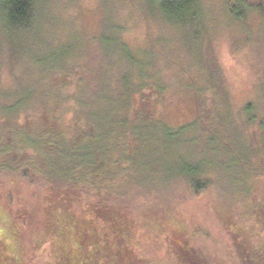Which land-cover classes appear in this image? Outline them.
Returning a JSON list of instances; mask_svg holds the SVG:
<instances>
[{
    "label": "rangeland",
    "instance_id": "obj_1",
    "mask_svg": "<svg viewBox=\"0 0 264 264\" xmlns=\"http://www.w3.org/2000/svg\"><path fill=\"white\" fill-rule=\"evenodd\" d=\"M252 3L253 10L239 22L226 0H203V24L194 28L201 38L195 39L184 36L189 30L183 34L152 14L144 0H46L36 39L54 45L74 34L89 39L88 55L92 54L84 61L86 67H94L101 63L102 53L93 39L102 22L116 20L131 48L151 50L155 57L153 72L165 90L159 94L148 88L147 106L177 128L190 124L195 104L203 118L199 134L195 126L187 128L175 148L167 147V137L160 146L151 132L141 133L134 143L115 146L111 180L101 182L114 190L112 202L130 210L135 225L123 248L126 261L116 258L114 264H264V248L262 258L257 249L264 245L258 215L264 190L258 179L259 122L264 120V0ZM30 42L15 54L1 42L0 85L14 86L16 79L21 86L36 85L44 95L51 81L35 78L42 69L27 66ZM34 48L42 50L41 44ZM101 65L112 74L107 59ZM199 87L205 95L200 105L192 100ZM248 104L253 105L254 123L248 122ZM214 131L218 135L213 141ZM185 164L204 165L200 177L210 183L193 191L187 179L178 176ZM31 197L41 202L38 196ZM245 245L254 248L252 253L245 252Z\"/></svg>",
    "mask_w": 264,
    "mask_h": 264
},
{
    "label": "trees",
    "instance_id": "obj_2",
    "mask_svg": "<svg viewBox=\"0 0 264 264\" xmlns=\"http://www.w3.org/2000/svg\"><path fill=\"white\" fill-rule=\"evenodd\" d=\"M45 3L0 0V44H8L15 54V49L20 53L31 41L27 66L42 69L35 78L51 81L44 95L36 85L21 86L16 79L14 86L0 85V264L126 261L123 248L135 221L130 210L111 201L114 190L101 182L111 180L115 146L122 141L134 143L141 133L151 132L160 146L167 137V147L175 148L187 128L195 126L199 134L203 118L195 104L190 108L195 112L193 120L177 128L147 106L148 88L159 94L165 90L153 72L155 57L151 50L131 48L123 25L116 20L102 22L101 32L93 39L102 53L101 63L94 67H86L89 64L84 61L92 54L88 55L89 39L83 41L74 34L59 45L36 39ZM226 4L239 22L254 8L252 0H226ZM144 5L183 34L189 30L184 36L201 38L194 28L203 24V0H144ZM26 32L29 38H20ZM38 44L40 51L34 48ZM103 59L108 60L112 74L105 72ZM98 68L102 73L97 75ZM202 91L199 87L192 98L199 105L205 100ZM222 106L227 107L226 103ZM245 112L248 122L254 123L253 105L248 104ZM259 128L258 179L264 184V120ZM217 135L214 131L210 137L214 141ZM202 169L204 165L185 164L178 176L199 192L210 183L201 179ZM261 196L258 215L264 226V190ZM262 248L258 245L259 258ZM244 249L247 253L254 250L246 245Z\"/></svg>",
    "mask_w": 264,
    "mask_h": 264
}]
</instances>
